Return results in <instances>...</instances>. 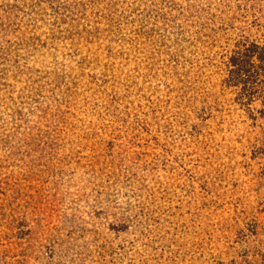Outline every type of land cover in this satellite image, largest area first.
<instances>
[{
  "label": "rangeland",
  "instance_id": "1",
  "mask_svg": "<svg viewBox=\"0 0 264 264\" xmlns=\"http://www.w3.org/2000/svg\"><path fill=\"white\" fill-rule=\"evenodd\" d=\"M0 264H264V0H0Z\"/></svg>",
  "mask_w": 264,
  "mask_h": 264
}]
</instances>
